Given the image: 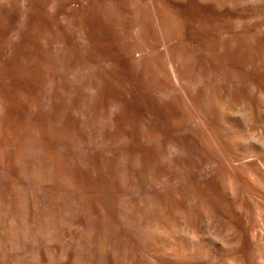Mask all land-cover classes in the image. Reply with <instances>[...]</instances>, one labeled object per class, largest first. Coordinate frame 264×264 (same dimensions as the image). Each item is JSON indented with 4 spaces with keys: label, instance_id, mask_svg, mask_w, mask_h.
I'll use <instances>...</instances> for the list:
<instances>
[{
    "label": "bare ground",
    "instance_id": "1",
    "mask_svg": "<svg viewBox=\"0 0 264 264\" xmlns=\"http://www.w3.org/2000/svg\"><path fill=\"white\" fill-rule=\"evenodd\" d=\"M0 131V264H264V0H0Z\"/></svg>",
    "mask_w": 264,
    "mask_h": 264
},
{
    "label": "rangeland",
    "instance_id": "2",
    "mask_svg": "<svg viewBox=\"0 0 264 264\" xmlns=\"http://www.w3.org/2000/svg\"><path fill=\"white\" fill-rule=\"evenodd\" d=\"M25 75H27V74H24L23 77H25ZM25 78L27 79V77H25ZM28 94H29V96L26 97V100L24 102L25 104L22 105L21 114L18 113L17 115H15L16 118L12 119V120H14L12 122H13V125L15 126V129L17 130L16 131L17 133L14 132V135L16 133L17 134L16 136H18V138L20 136L23 137L21 139L19 138L20 140L24 139V140H27L30 142L31 140L34 141L35 138L38 139V137H39V139L40 138L42 139V137L46 134V128L48 126L46 124H44L41 120L43 115H44L42 109H40V108L35 109V112H34V110L31 109L30 104L28 102V100H32L34 102H39L40 101L39 93L35 90L34 92H30ZM32 98H34V99H32ZM11 125H12V123H11ZM14 126H13V128H14ZM52 126L56 127L57 130H59L60 132H62V131L67 132L69 124H52ZM13 128L11 127L12 130L9 129L8 131H10V130H11V132L15 131V129H13ZM68 133L69 132H67L66 134H68ZM14 135H12V136L14 137ZM10 136H11V134H10ZM16 136H15V138H16ZM25 136H26V139H25ZM0 137H1V133H0ZM18 138H16V139H18ZM34 142H36V140ZM34 142H32V143H34Z\"/></svg>",
    "mask_w": 264,
    "mask_h": 264
}]
</instances>
